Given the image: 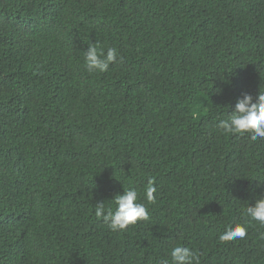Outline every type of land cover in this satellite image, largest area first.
<instances>
[{"label": "trees", "instance_id": "1", "mask_svg": "<svg viewBox=\"0 0 264 264\" xmlns=\"http://www.w3.org/2000/svg\"><path fill=\"white\" fill-rule=\"evenodd\" d=\"M259 91L264 0H0V264H264V139L216 126ZM130 187L148 219L111 231Z\"/></svg>", "mask_w": 264, "mask_h": 264}, {"label": "clouds", "instance_id": "2", "mask_svg": "<svg viewBox=\"0 0 264 264\" xmlns=\"http://www.w3.org/2000/svg\"><path fill=\"white\" fill-rule=\"evenodd\" d=\"M120 58L115 47H108L105 52L104 47L94 43L90 44L84 53V65L89 73H103ZM216 126L226 134L247 133L252 141L264 139V92L259 91L255 100L250 94L244 93L242 98L237 100L231 115L219 120ZM156 192L154 180L150 179L145 188V196L149 203H155ZM138 198V191L130 187L123 195L117 194L114 197L115 210L106 208L105 203H97L95 216L102 219L111 231L126 230L130 225L148 219V209L138 202ZM246 215L264 225V196L257 198L254 205L246 208ZM247 232L246 225L237 224L226 229L219 239L223 242L243 239ZM169 255L170 260L162 258L160 264H200L198 254L188 247L177 245L172 248Z\"/></svg>", "mask_w": 264, "mask_h": 264}]
</instances>
